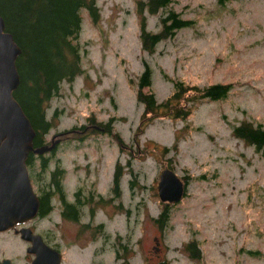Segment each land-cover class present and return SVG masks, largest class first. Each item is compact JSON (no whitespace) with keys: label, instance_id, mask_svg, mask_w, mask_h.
<instances>
[{"label":"rangeland","instance_id":"obj_1","mask_svg":"<svg viewBox=\"0 0 264 264\" xmlns=\"http://www.w3.org/2000/svg\"><path fill=\"white\" fill-rule=\"evenodd\" d=\"M217 1L174 0L171 8L194 25L159 42L152 54L141 49L134 0H96L95 20L81 10L84 71L72 82L62 81L48 103L53 127L45 138L111 119L112 132L70 134L52 152L49 168L57 159L65 169L67 196L78 188L88 202L79 208V223H66L70 240L78 234L66 255L71 264H117L115 252L129 264H264V157L232 134L241 121L264 126V0ZM160 15L143 13L147 30H159ZM143 61L152 71L149 92L157 101L171 94L177 80L232 89L224 100L197 101L185 119L146 116L138 130ZM165 168L187 182L182 200L167 208L157 193ZM39 184L32 183L36 194ZM53 204L38 227L57 235L56 198ZM165 209L170 219L160 228L155 218ZM190 241L199 258L185 249Z\"/></svg>","mask_w":264,"mask_h":264},{"label":"trees","instance_id":"obj_2","mask_svg":"<svg viewBox=\"0 0 264 264\" xmlns=\"http://www.w3.org/2000/svg\"><path fill=\"white\" fill-rule=\"evenodd\" d=\"M134 2L140 16L141 49L148 54L154 52L159 42L172 38L177 31L194 25L193 19L183 18L171 8L174 0H134ZM224 2L225 0L217 1L218 4ZM83 9L93 20L98 17L96 0H0V17L3 19L5 31L12 36L20 49L15 63L19 85L13 96L35 132L33 148L44 146V137L53 127L52 121L47 118V107L58 94L60 83L72 82L76 76L83 73L82 46L79 42ZM145 11L151 15L162 12L157 32L146 29V18L143 16ZM172 83L171 94L164 101L157 102L154 93L149 92L152 86L151 69L143 61V71L138 77L136 93L137 102L144 106L138 130H141L144 121L148 120L146 116L185 119L197 101L224 100L232 89L231 84L216 83L197 88L185 85L179 80ZM144 89L147 91L145 92ZM182 101H188V106L181 105ZM57 113L58 111L54 109L52 118ZM89 120L92 122L94 118L90 117ZM95 125L104 127L109 134L112 132L111 122ZM84 128L82 126L76 130L77 128L72 127L66 134L81 135ZM232 134L264 157V126L241 121L232 126ZM35 158L40 159L38 164L35 163L37 161ZM50 161L43 155L34 156L32 153L26 158L31 180L33 183L40 182L37 193L40 202L38 214L42 217L52 210L54 196L64 195L65 191L62 188L64 172L59 163L55 164L56 167L49 168ZM36 165L39 166L37 173ZM46 171L47 180L44 179L45 176H41ZM118 175L117 170L114 173L115 184L118 182ZM75 215L76 211L68 213L66 210L67 219H76ZM169 219L168 210L165 209L159 213L155 221L162 228L167 225ZM185 249L192 253L191 257L199 258L200 250L195 241L186 243ZM248 254L261 255L259 251L252 250H248Z\"/></svg>","mask_w":264,"mask_h":264},{"label":"water","instance_id":"obj_3","mask_svg":"<svg viewBox=\"0 0 264 264\" xmlns=\"http://www.w3.org/2000/svg\"><path fill=\"white\" fill-rule=\"evenodd\" d=\"M19 54L20 49L5 31L0 17V231L8 229L14 222L35 217L39 209V200L32 189L25 164L33 149L35 132L13 96L19 85L15 64ZM50 148L34 151L41 154ZM183 193V183L176 174L170 169L162 171L158 183L160 200L176 203Z\"/></svg>","mask_w":264,"mask_h":264},{"label":"flooded vegetation","instance_id":"obj_4","mask_svg":"<svg viewBox=\"0 0 264 264\" xmlns=\"http://www.w3.org/2000/svg\"><path fill=\"white\" fill-rule=\"evenodd\" d=\"M59 202L61 206V222L59 224L58 242L54 239V232L40 229L36 220L15 223L10 229L0 232V264H71L66 255L71 251L78 234L75 233L72 236V240L69 239L66 210L68 213L76 211L74 218L78 217V213L80 214L79 208L81 207L80 194L76 192L71 197L65 194L60 195ZM87 204L88 202L83 203L84 206ZM89 217L91 219V214H89ZM73 222L79 223L78 221ZM85 226L92 228L90 223ZM24 229H28L32 235H39L42 243L53 252L44 250L40 244H34L33 240L28 239V233H21V230ZM97 254L96 252L95 255ZM115 260L118 264H127L124 262L123 255L115 254ZM89 264L103 263L90 262Z\"/></svg>","mask_w":264,"mask_h":264}]
</instances>
